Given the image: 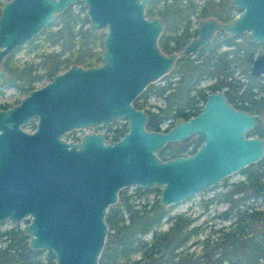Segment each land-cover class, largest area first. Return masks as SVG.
Here are the masks:
<instances>
[{"label":"water","instance_id":"water-1","mask_svg":"<svg viewBox=\"0 0 264 264\" xmlns=\"http://www.w3.org/2000/svg\"><path fill=\"white\" fill-rule=\"evenodd\" d=\"M76 0H6L0 6V82L4 56L38 34ZM87 29L102 36L100 63H71L17 104L0 110V222H19L30 249L48 250L53 264H97L105 241L104 220L121 188L155 186L158 203L171 209L181 200L257 161L264 140L247 134L259 118L234 108L219 90L208 92L200 110L165 130L145 128L147 113L132 100L149 83L168 73L175 60L209 43L216 31L245 33L264 42V0H229L238 10L220 22L202 19L195 36L170 53L157 39L160 16L147 17L148 0H79ZM251 75L264 73V51L255 55ZM35 117V129L20 124ZM123 117L126 130L106 141L100 129ZM92 127L78 141L64 132ZM198 141L191 153L161 159L168 143ZM264 194V184L253 182Z\"/></svg>","mask_w":264,"mask_h":264},{"label":"trees","instance_id":"trees-1","mask_svg":"<svg viewBox=\"0 0 264 264\" xmlns=\"http://www.w3.org/2000/svg\"><path fill=\"white\" fill-rule=\"evenodd\" d=\"M75 3L79 4L76 9L69 5L25 42L28 52L34 53L28 60L18 64L13 59L12 52L20 46L5 55L1 63L6 73L4 83L16 85L26 92L34 82L50 79L71 63L90 66L100 62L103 33H92L87 29L85 5L79 0L72 4ZM144 13L147 17L157 15L163 19L164 28L157 44L163 52L169 53L180 50L195 36L192 17L198 22L208 17L225 22L238 10L229 0H148ZM45 43L56 45L57 49L44 50ZM253 44L245 33L227 35L216 31L208 44L193 54L178 57L169 72L160 77L163 82L147 84L132 100L134 107L147 113L145 128L158 130L159 124L166 120L172 125L196 114L206 94L215 90L221 91L236 109L264 113V86H259L262 95L257 98L251 90L253 82L249 67L254 50L249 45ZM38 49L41 51L37 52ZM235 70L249 77L241 91ZM173 76L175 78L171 79ZM206 77L211 81L200 86V80ZM150 95L161 97L162 104L146 107ZM124 130V126H115L111 139H116ZM197 146L195 138H190L181 143L166 144L157 155L167 159L191 153ZM263 170L264 151L260 159L240 169L243 178L231 181L225 190L215 192L208 199L225 201L226 208L218 216L230 220L218 227H210L196 240L197 251L189 250V241L201 228L190 225L191 218L182 214L167 215V209L157 198L151 202L147 199L132 202V195L138 197L151 190L158 191L155 186L140 188L134 185L130 193L125 187L121 188L117 201L108 206L104 216L107 232L97 264L137 263V260L129 262L133 253L140 255L137 264H264V207L247 204L248 199H264V194L256 193L253 186L255 181L264 184ZM164 217L170 224L159 229ZM145 234L149 237L145 238ZM27 240L28 236L17 225L0 229V264H53L48 250L30 249Z\"/></svg>","mask_w":264,"mask_h":264},{"label":"rangeland","instance_id":"rangeland-1","mask_svg":"<svg viewBox=\"0 0 264 264\" xmlns=\"http://www.w3.org/2000/svg\"><path fill=\"white\" fill-rule=\"evenodd\" d=\"M4 1H6V0H0V6ZM197 1H200V0H197ZM78 6H79L78 3L72 4L73 9H76ZM197 24H198V21L194 17H192V20H191L192 27H194V26L196 27ZM104 31H105V28H103L100 31H97L96 33L97 34H102V33L104 34ZM238 39H239V41L243 42L242 39H240V38H236L235 40H238ZM19 46H20V48L15 49L12 52L13 53L12 57L18 64H21L23 61L28 60L34 53L28 52V46L25 42ZM223 47L224 46H222V48ZM249 47L253 48V50H254L253 56H255L257 54L258 50L264 51V42H262V43L254 42V44L252 46L249 45ZM100 48L101 47H97V49H100ZM43 49L44 50L57 49V46L45 43V46L43 47ZM40 51H41V49L37 50V52H40ZM34 59L36 60L37 58L34 57ZM234 74L236 75V77H238V72L236 70H235ZM174 78H175V76H173L171 79H174ZM163 81H164L163 79H159V80L155 81V83H159V82L161 83ZM210 81L211 80L207 77L202 78L199 82V85L200 86L205 85V84L209 83ZM42 83H44V79H41L39 81L34 82L33 85H34V87H38ZM262 83H264V82H262ZM21 96L22 95L12 87H2L1 93H0V103L12 104V103H14L15 100L19 99ZM159 104H162L161 97H159L157 95H150L147 98L146 107L149 106L150 108H154L153 107L154 105H159ZM111 122H112V125H115V126H122L123 127L124 125H126V120L123 117L115 118ZM161 125H163V122L161 123ZM30 129H31L30 125L25 127V130H30ZM83 132H84V129L71 130V131L65 132L63 134V138L73 139L75 136L80 135ZM243 177H244V175L239 169L238 171H235V172L221 178L220 180H218L214 184H212L206 188H203V189L195 192L191 196L181 200L177 205H175L171 209H167V215H173V214L186 215L189 218H191L190 225H199L200 226L201 230L197 234L192 236V238L189 241V243H190L189 250L190 249H194L195 251L198 250L199 246L195 243V241L202 238L204 236V234L208 232L210 227H218L219 225L226 224L229 222L230 219H222L218 216V213L223 211L226 208V205H227L226 202L221 201V200H208V199L210 197H213V194L215 192L225 190L228 187V183H230L231 181H236V180L241 179ZM262 179L264 180V175H263ZM133 187H134V185H130L128 187H125L126 192L127 193L132 192ZM158 195H159V191L151 190L146 195H142V196H138V197L132 195L131 198H132V202H137V201L142 202L145 199H147L148 202H151L152 200H154L156 198L158 199ZM247 204H249L251 206H255V207H264V199H262V198H257L256 200L248 199ZM23 223H25V221L23 219L17 223L14 221L4 220L0 223V229H6V228H9V227L14 226V225L21 227ZM169 224H170V220L168 218L164 217L161 220V223L159 225V229H165L168 227ZM144 237L148 238L149 235L145 234ZM0 243H2V242H0ZM140 259L141 258H140L139 253H133V254H131V256L129 258V262L137 260V263H138V261L140 262ZM137 263H133V264H137Z\"/></svg>","mask_w":264,"mask_h":264},{"label":"flooded vegetation","instance_id":"flooded-vegetation-1","mask_svg":"<svg viewBox=\"0 0 264 264\" xmlns=\"http://www.w3.org/2000/svg\"><path fill=\"white\" fill-rule=\"evenodd\" d=\"M72 5V4H71ZM55 18V17H54ZM53 21V20H52ZM88 23V22H87ZM193 28H195V26L193 27ZM98 31H100V30H98ZM105 32V31H104ZM96 33V32H95ZM194 37V36H193ZM102 49V48H101ZM13 50V49H12ZM178 51V50H177ZM173 52V51H172ZM262 52H263V50H262ZM9 53V52H8ZM7 53V54H8ZM166 53V52H165ZM170 53V52H169ZM258 53H261V52H257V54ZM100 54V53H99ZM193 54V53H192ZM256 54V55H257ZM5 57V56H4ZM254 57V56H253ZM101 61V60H100ZM2 63V62H1ZM100 63V62H99ZM98 63V64H99ZM77 64V63H76ZM70 65V64H69ZM68 65V66H69ZM80 65V64H79ZM92 66H94V65H92ZM2 69V68H1ZM65 69V68H64ZM171 69V68H170ZM63 70V69H62ZM59 71H61V70H59ZM58 71V72H59ZM169 72V71H168ZM57 73V72H56ZM165 75V74H164ZM163 76V75H162ZM161 76V77H162ZM5 79H6V77L0 82V93H1V88L2 87H12V88H14L17 92H19L22 96L19 98V99H17V100H15L14 101V103H12V104H7V103H0V110H5V109H8V108H10V107H12V106H14L15 104H17L18 102H19V100L29 91H26V92H23V91H21V90H19L18 89V87L16 86V85H13V84H6V83H4V81H5ZM51 79V78H50ZM50 79H48V80H50ZM160 79V78H159ZM48 80H44V83L46 82V81H48ZM158 80V79H157ZM156 80V81H157ZM238 80H239V84H240V88H239V90L241 91V89H242V86L244 85V82H247L248 80H249V77H248V75L246 76L245 74H243V73H239L238 74ZM250 80L253 82V85H252V87H251V90H252V92H253V97H255V98H257L258 96H260V95H262V92H261V90H259V86H264V83H262V82H264V73H261V74H258V75H251L250 74ZM261 80V81H260ZM44 83H42V84H44ZM41 84V85H42ZM40 85V86H41ZM39 87V86H38ZM34 88H37V87H34V85H33V87L31 88V89H34ZM30 89V90H31ZM140 109H142V108H140ZM249 112V111H248ZM250 113H253V114H255L258 118H259V123L257 124V125H255V126H253L252 128H250V129H248L247 130V134L248 135H252V136H258V137H261L263 140H264V113H259V112H250ZM192 116V115H191ZM125 119V118H124ZM112 120H114V119H112ZM112 120H110L109 122H107L106 123V125L105 126H103L101 129H100V131L102 132V134H103V137L105 138V140L106 141H112V140H115V139H111V137H112V134H113V129H114V127H115V125H112ZM35 122H36V119H35V117H29L28 118V120H27V122H26V124H20L19 125V127H20V129L21 130H23V131H26V132H32L34 129H35ZM28 125H30L31 126V129L30 130H25V127L26 126H28ZM125 126V130H126V125H124ZM171 125H168V122H167V120L165 121V122H163V125H161V123L159 124V129L158 130H165V129H167L168 127H170ZM77 129H84V132L83 133H81L80 135H77V136H75L73 139H65V138H63V134L65 133H63L62 135H61V137L63 138V139H65V140H73V141H78L79 139H80V137L84 134V133H88V132H90V131H92L93 129H92V127H83V128H77ZM73 130H75V129H73ZM125 130L123 131V132H125ZM71 131V130H70ZM68 132V131H67ZM122 135V134H121ZM121 135H119L117 138H119ZM116 138V139H117ZM190 138H194V137H190ZM189 138V139H190ZM188 140V139H187ZM186 140V141H187ZM196 140V139H195ZM197 141V140H196ZM198 142V141H197ZM177 143H181V142H177ZM165 146V145H164ZM193 152V151H192ZM188 154V153H187ZM182 155H185V154H182ZM24 220L25 222H27L28 221V215H26V216H24V217H22L21 219H20V221L21 220ZM6 220V219H5ZM4 221V220H3ZM2 222V221H1ZM0 222V223H1ZM17 223V222H16ZM24 224V223H23Z\"/></svg>","mask_w":264,"mask_h":264}]
</instances>
